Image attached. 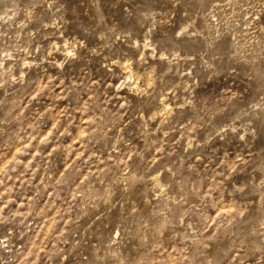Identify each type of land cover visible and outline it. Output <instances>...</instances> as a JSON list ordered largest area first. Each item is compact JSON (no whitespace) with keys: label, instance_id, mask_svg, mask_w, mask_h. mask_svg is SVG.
Segmentation results:
<instances>
[{"label":"clouds","instance_id":"1","mask_svg":"<svg viewBox=\"0 0 264 264\" xmlns=\"http://www.w3.org/2000/svg\"><path fill=\"white\" fill-rule=\"evenodd\" d=\"M170 2L174 5L181 4V0ZM56 4L57 0H27L22 8L19 0H0V6H3V11L0 12V92H3L0 109L11 105L4 118L0 119V133L4 132L12 120L19 119L12 113L21 106L20 96H31L39 103L38 98L43 97L47 89V95L54 99L79 104L80 92L90 91L93 95L81 110L100 111L99 116H94L89 121V125L95 126L99 133L98 144L95 134H89L92 147L101 153L108 151L110 154L125 156L123 161L117 159L113 162L118 170L121 164L125 169L128 168V152L124 149H131L135 157L133 166L138 173L143 172V177H132L131 173L122 172L126 179L116 181L115 190H110L107 197L85 200L83 205L77 207L72 225L78 226L76 230L82 229L87 233L92 229L88 220L93 216L99 219L96 211L100 210L101 204L113 207V197L127 204L133 186L129 183L130 180L150 183L151 187L141 193V197L152 192L158 193L167 213L164 215L152 211L151 202L141 210L132 206V210L121 220V225H124L125 219L133 218L132 225L139 223V227L123 226L108 235L106 243L101 241V245L95 249L97 264H105V261H111V264H155L151 256L159 252L164 244L172 242L187 243L189 247L197 249L187 256L188 264H216L203 255V250L225 240L230 245L225 256L236 249H247L245 256L239 258L240 264H244L248 256L257 255L259 259L256 264H264V69L258 66L260 53L249 45L253 58L243 65L229 54L227 48L212 52L213 62L198 55L178 57L177 54L169 60L170 64H177L175 73L166 75V78L157 76L154 72L151 75L141 74L139 69L134 73V62L131 59L124 63L121 59L111 60L110 57H105L108 62L101 65V69L107 70L104 76L119 79L118 84H109L107 88L101 89L100 81L93 82L91 73H88L87 81L65 87L57 97L54 91L55 81L68 75V68L74 67V62H84L85 57L79 53L88 46L81 40L52 42L63 36L64 25L67 23L62 15L58 22H45L48 12L53 17L62 12V6L54 8ZM37 5L42 7L40 13H36ZM45 5L46 9L43 7ZM227 6L238 9L232 14L231 30H235L236 21L239 20L248 26L245 35L252 33V20L264 13V0H227ZM21 12L24 13V18L14 26V18ZM144 15L145 19L151 17L152 20V26L146 33L150 37L157 26L156 16L154 13ZM4 25L12 29L11 34L4 29ZM83 31L86 35L90 34L88 29ZM259 31L264 33V28ZM187 32V28H181L175 35L182 36ZM125 35L118 36L117 39H124ZM101 39H105V36H101ZM45 41L49 42L46 48L43 47ZM130 47L139 49L141 45L133 42ZM143 47L153 48L155 53V48L148 39H145ZM88 52L95 58L101 55L102 49L91 48ZM144 59L140 56L139 63L143 64ZM160 59L168 60V57ZM180 59L188 63L180 65ZM91 62L88 60V63ZM113 66L119 71H114ZM49 70L56 75L50 77ZM224 75L244 80L248 93L205 91L208 85ZM104 82L107 83V80ZM113 88L117 90L116 95H119L120 90H127V95L122 98L123 103L112 104L117 109L115 112L106 107L111 99L108 92ZM10 96L16 98L10 101ZM44 115L45 113L34 114L37 127ZM109 128L112 129L111 135ZM133 139L143 143L142 150L133 148ZM43 143L47 144L48 139ZM245 151L253 155L245 159ZM8 172L7 167L0 170V186L4 187V191L0 192V264H37L36 260H29L30 256L35 255L34 248L26 251L30 244L35 247L32 236L34 224L29 217L35 220L36 216L43 213L36 211L35 200L28 203L27 211L22 212L18 208L13 211L9 207L13 203V188L7 186ZM257 176L260 177L258 182ZM61 183L67 181L62 179L58 184ZM204 188H207V192ZM170 191L175 192L176 196H169ZM257 195L260 196L259 212L255 211L253 205V211L245 215L239 202L254 200ZM6 196L8 199H5ZM193 199L199 204L198 209L180 211L186 206V202L190 203ZM225 200H231L237 210L232 212L231 207L224 203ZM169 203L171 207L168 206ZM222 205L228 210L220 212ZM142 213L151 215V223L155 227L144 224ZM213 214L218 230L209 234L206 230L213 221ZM254 214L260 216L258 228H253L249 221V217ZM185 217L191 222H186ZM73 230L72 227L67 229L69 233ZM5 231L7 234H4ZM145 232L150 234L147 239ZM177 236L180 237L179 240ZM14 239L24 241V246L17 247ZM60 242L67 243L64 233H61ZM82 242L86 241L83 238L76 240L72 251ZM122 247L127 249V254L121 251ZM46 255L50 264L52 256H63L66 260L71 251L64 254L57 248ZM236 259L233 257L229 264H233ZM184 261L185 257L181 256L178 264H184Z\"/></svg>","mask_w":264,"mask_h":264},{"label":"rangeland","instance_id":"2","mask_svg":"<svg viewBox=\"0 0 264 264\" xmlns=\"http://www.w3.org/2000/svg\"><path fill=\"white\" fill-rule=\"evenodd\" d=\"M19 2L23 8L27 0H19ZM61 6L62 12L57 13L56 17H53L51 12H48L45 17L46 23L58 22L60 15L67 21L64 25L63 36L52 42L63 43L70 40H81L87 44L88 48L79 53L85 57L84 62H74V67L68 68L69 74L61 76L55 81L54 91L57 97L61 95L65 87L73 83L87 81L88 73H91L93 82L100 81L101 89L107 88L109 84H118L119 79L104 76V72L107 70L101 69V65L108 62L105 57H110L111 60L121 59L124 63L131 59L134 62V73L139 69V72L143 74L152 67L155 75L166 78V75L175 73L177 64H170L168 60H161V57L167 56L172 60L173 56L177 54L178 57L198 55L213 62L211 53L220 48H227L229 54L243 65L253 58V53L249 49L250 45L260 53L258 66L260 69H264V63L260 62L264 61V33L259 31L264 28V13L252 20L254 24L252 33L245 35L248 26L239 20L236 21L235 30H231L232 14L238 9L228 7L227 0H181V4L178 5H174L170 0H98V2L97 0H57L54 8ZM43 7L46 9V5ZM2 11L3 6H0V12ZM41 11L42 7L37 5L36 13ZM145 13H154L157 20V26L150 37H147L146 33L152 26V20L151 17L145 19ZM23 18L24 13L21 12L14 18L13 25L15 26ZM181 28H187V34L176 36L175 33ZM4 29L9 34L12 33V29H9L7 25H4ZM84 29H88L90 34L86 35ZM50 31H55V29H50ZM121 35H125V38L117 39ZM101 36H105V39H101ZM145 39H148L153 45L155 53L153 48L143 47ZM133 42L138 43L141 47L139 49L130 47ZM48 43L45 41L43 47L46 48ZM104 45H108V47H104ZM91 48L102 49L101 55L93 58L88 52V49ZM140 56L145 58L143 64L139 63ZM88 60L92 62L88 63ZM178 62L180 65L188 63L182 59ZM169 69L172 71L169 72ZM113 70L119 71L115 66H113ZM55 75V72L49 70L50 77ZM105 80L107 83L104 82ZM177 82H179V78H177ZM95 86L94 83L93 87ZM116 91L113 88L108 92L111 99L106 107L111 112L117 111L112 107V104L123 103L122 98L127 95L126 89L120 90L119 95H116ZM205 91L208 93L214 91L216 93L247 94L249 90L244 80L224 75L208 85ZM92 95L93 93L90 91L80 92L79 104L75 102L70 104L68 100L54 99L47 95V89H45V95L38 98L39 103L31 96H20L21 106L12 113L19 119L12 120L5 127L4 132L0 133V170L5 167L9 169L6 178L7 186L13 188V203L9 207L13 211L17 208L22 212L27 211L28 203L35 200L36 211L43 213L36 216L35 220L29 217V220L34 224L32 236L35 247L30 244L26 251L34 248L35 255L30 256L29 260H36L37 264H48L49 257L46 253H52L57 248L64 254L71 251V255H68L66 260L63 259V256L54 255L51 257L50 264H61L62 260L63 264H97L95 249L101 245V241L106 243L105 238L123 226L139 227V223L132 225L133 218L125 219L124 225H121V220L125 218L127 212L132 210V206L141 210L151 202L152 211L167 215L158 193L152 192L141 197V193L151 187L150 183L144 184L140 180H130L129 183L133 186L131 195L127 198V204H123L115 197H113V207H104L101 204L100 210L96 211L99 219L93 216L88 220V223L92 224V229L87 233L82 229L76 230L78 226L72 225L77 207L83 205L85 200L107 197L110 190H115L116 181L126 179L122 172L131 173L132 177H143V172L138 173L133 166L135 157L131 149H124L128 152V168L125 169L121 164L120 170H118L113 166V162L117 159L123 161L125 156L110 154L108 151L101 153L92 147L89 134H95L98 144L99 133L95 126L89 125V121L94 116H99L100 111L84 112L81 110L88 104L89 97ZM0 97H3V92H0ZM15 98L10 96L9 100ZM103 100L104 96L102 95L101 101ZM9 107H11L10 104L0 109V119L4 118ZM65 109L68 111L65 112ZM35 113H45L38 127L36 126L37 121L33 118ZM65 130H67V134H65ZM108 132L111 135L112 129L109 128ZM46 138L48 143L44 144ZM131 144L133 148L143 149V143L140 141L133 139ZM243 155L247 159L253 153L245 151ZM233 158H235L234 155ZM102 173L104 175H101ZM62 179H65L67 183L58 184ZM256 179L258 182L260 177L257 176ZM203 190L207 192V188ZM3 191L4 187L0 186V192ZM168 195L176 196V193L170 191ZM5 199L8 197L6 196ZM224 203L231 207L232 212L237 210L231 200H225ZM239 203L242 205L241 211L245 215L253 211L251 207L253 205L258 213L260 196L257 195L254 200L240 201ZM168 206L171 207V203ZM70 208L72 211H69ZM190 208H199L196 200L193 199L190 203L186 202V206L180 211L187 212ZM115 209H119V211ZM227 210L223 205L219 209L220 212ZM5 213H7V209H5ZM142 218L146 226L155 227L151 223L150 214L142 213ZM259 220L258 214L249 217L253 228L259 227ZM93 221L95 222L93 223ZM185 221L191 222L187 217H185ZM81 223L83 222L81 221ZM68 227L74 229L72 233L67 231ZM217 230L215 214H213V221L206 231L211 234ZM61 233H64L67 243L60 242ZM4 234H7L6 231ZM144 235L147 239L150 234L145 232ZM81 238L86 242H82L78 248L72 251L73 243ZM179 239L180 237L177 236V240ZM13 242L17 247H22L25 243L16 239ZM229 246V242L226 240L219 245L211 244L203 250V255L215 261L216 264H229L232 258L236 257L233 264H240L239 258L245 256L247 249H236L228 252L225 256ZM196 250L195 247H189L187 243L172 242L164 244L159 252H155L151 256V260L155 264H178L180 257L184 256V264H188L187 256ZM121 251L127 254V249L122 247ZM100 254L103 255V252ZM37 256L39 260H37ZM258 259V255L248 256L244 260V264H256ZM105 264H111V261H105Z\"/></svg>","mask_w":264,"mask_h":264},{"label":"bare ground","instance_id":"3","mask_svg":"<svg viewBox=\"0 0 264 264\" xmlns=\"http://www.w3.org/2000/svg\"><path fill=\"white\" fill-rule=\"evenodd\" d=\"M169 58H168V63H169ZM125 63H127V62H125ZM132 71H133V68H132ZM153 72H154V69L151 67V69L149 70V71H146L145 73H148V74H153Z\"/></svg>","mask_w":264,"mask_h":264}]
</instances>
